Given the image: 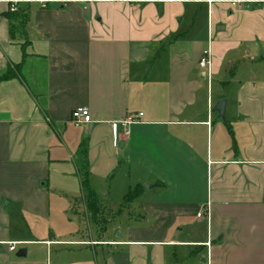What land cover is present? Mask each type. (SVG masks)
<instances>
[{
    "label": "crops",
    "instance_id": "crops-1",
    "mask_svg": "<svg viewBox=\"0 0 264 264\" xmlns=\"http://www.w3.org/2000/svg\"><path fill=\"white\" fill-rule=\"evenodd\" d=\"M0 264H264V0H0Z\"/></svg>",
    "mask_w": 264,
    "mask_h": 264
},
{
    "label": "built area",
    "instance_id": "built-area-1",
    "mask_svg": "<svg viewBox=\"0 0 264 264\" xmlns=\"http://www.w3.org/2000/svg\"><path fill=\"white\" fill-rule=\"evenodd\" d=\"M42 6H44L46 0H38ZM84 1V0H81ZM16 1L10 2L9 9L10 11H16ZM210 60H209V53L208 50H204L202 52V55L199 59V66L201 68H207L209 66ZM139 115H142V113H139ZM71 121L75 126H80L81 124H88L91 123L93 120L91 118L90 112L87 107H78L75 108L71 113ZM136 121V116H127L125 119L120 121L112 122V131L113 134L117 133L118 126H121L124 135H128L129 133V126L132 122ZM203 214V211L198 213V216H201ZM16 242H9L8 243V251H14L16 249L15 247Z\"/></svg>",
    "mask_w": 264,
    "mask_h": 264
},
{
    "label": "trees",
    "instance_id": "trees-1",
    "mask_svg": "<svg viewBox=\"0 0 264 264\" xmlns=\"http://www.w3.org/2000/svg\"><path fill=\"white\" fill-rule=\"evenodd\" d=\"M19 18L21 20H26L27 16L25 14H20L19 15ZM11 75V73H7L6 77H9ZM84 185V188H86L87 190V201H86V205H87V208L91 209V210H95V207H96V201L94 200V198L91 196L92 194L88 191L87 187H85V183L83 184ZM135 193V192H133ZM131 195H127L124 199L125 202H128L130 199H131Z\"/></svg>",
    "mask_w": 264,
    "mask_h": 264
},
{
    "label": "water",
    "instance_id": "water-1",
    "mask_svg": "<svg viewBox=\"0 0 264 264\" xmlns=\"http://www.w3.org/2000/svg\"><path fill=\"white\" fill-rule=\"evenodd\" d=\"M213 111L217 112L218 116H220L222 119H225V100L224 99L218 100L213 108ZM24 255H25L24 249H20L16 253V256L18 257H22Z\"/></svg>",
    "mask_w": 264,
    "mask_h": 264
},
{
    "label": "rangeland",
    "instance_id": "rangeland-1",
    "mask_svg": "<svg viewBox=\"0 0 264 264\" xmlns=\"http://www.w3.org/2000/svg\"><path fill=\"white\" fill-rule=\"evenodd\" d=\"M22 21L24 22V21H26V20H22ZM123 203H124V204H126L127 202H125V201H124ZM90 217H91V216H90ZM112 235H113V234H111V233H108V235H107V236L111 237Z\"/></svg>",
    "mask_w": 264,
    "mask_h": 264
}]
</instances>
